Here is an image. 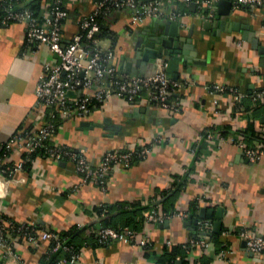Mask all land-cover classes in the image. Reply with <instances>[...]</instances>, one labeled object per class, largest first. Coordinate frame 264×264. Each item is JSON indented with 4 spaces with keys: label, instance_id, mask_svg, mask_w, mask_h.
Listing matches in <instances>:
<instances>
[{
    "label": "crops",
    "instance_id": "1",
    "mask_svg": "<svg viewBox=\"0 0 264 264\" xmlns=\"http://www.w3.org/2000/svg\"><path fill=\"white\" fill-rule=\"evenodd\" d=\"M94 1L62 0L67 11L64 42L78 31L80 19L93 10ZM191 3L194 11L190 10ZM49 4H43L40 15L47 12ZM163 6L175 16L147 17L132 23L129 9H110L99 19L98 37L100 46L113 52L110 62L120 74L146 76L152 68L137 59L135 39L147 42L163 33L166 20L175 21L178 37L190 39L188 43L179 40L177 52L166 54L167 75L176 84L169 99L178 104L177 111L152 108L142 93L133 103L113 96L95 104L84 118L63 117L58 109L41 105L35 95L40 75L57 62V56L46 43L26 40V22L0 26V143L21 129L32 131L46 124L52 110L56 128L50 142L82 152L93 165L109 151L143 144L150 149L144 159L125 168L114 167L105 190L91 183L80 184L72 162H54L36 155L27 169L14 176L23 177L24 182L5 183L0 179L1 188L7 189L0 197V217L6 223L31 228L35 235L44 229L66 234L76 228L77 240L84 242L75 264H157L164 248L175 245L184 249L174 264H264V253L249 252L240 236L241 232L264 236V158L248 161L231 140L247 146L261 145L257 138L248 134L243 138L238 131L251 122L254 131L264 134V110L244 109L252 103V91L264 88V64L260 65L261 56L251 47L255 38L264 46V4L238 8L231 4L230 14L220 15L216 21L217 0L211 7L194 0H163ZM216 84L242 97L235 100L231 94L215 93L211 87ZM224 126L229 129L223 141H203L207 127ZM20 158L21 151L14 149L6 163L14 164ZM184 173L189 174L174 197L178 213L164 216L160 204L173 195L171 188ZM194 200L199 206L196 212L201 207L212 210V218H206L212 224L215 215H220V233H213L211 227L208 235L202 234L207 237L205 248L189 243L197 229L193 222L186 223ZM153 202L159 205L161 221L144 220V210L131 214L138 233L147 238L152 249L117 240L101 243L91 237L102 223L95 208H106L107 216L114 221L125 218V214H119L123 207L136 205L137 210ZM212 235L219 237L218 243L211 241ZM11 241L19 261L4 259L0 248V264H42L49 248L46 241H29L24 236ZM221 247L227 250L224 257L219 255Z\"/></svg>",
    "mask_w": 264,
    "mask_h": 264
},
{
    "label": "built area",
    "instance_id": "2",
    "mask_svg": "<svg viewBox=\"0 0 264 264\" xmlns=\"http://www.w3.org/2000/svg\"><path fill=\"white\" fill-rule=\"evenodd\" d=\"M25 0H0V26L11 23L26 22V40L44 42L57 56V62L48 65L40 75L35 95L37 101L48 108H56L63 117L84 118L88 116L95 104H100L115 96L129 103L135 102L143 93L147 103L154 109L178 110V104L169 99L170 90L176 86L172 83L166 72V62L163 58L156 59L157 68L152 75L129 76L120 74L111 64L113 52L104 50L99 43L100 17L113 8H127L131 12L132 23L143 21L147 17H174L175 14L164 10L163 0H95L93 10L83 16L78 24V31L70 41L64 42L62 38L63 21L67 11L61 0L50 1L48 10L40 18L32 15L27 8L17 9L15 3ZM190 2L191 0H184ZM197 4L212 6L213 0H194ZM264 0H233L235 8L240 6L256 7L263 5ZM211 15V13H210ZM211 90L215 93H228L235 100L242 97L231 88L223 85H213ZM73 93L72 96L69 93ZM253 101L264 100V88L255 89L251 93ZM216 103V101H215ZM55 113L51 110L50 118L46 124L35 130L21 129L7 141L0 143V179L5 183L9 181L24 182V178L15 179L16 173L23 171L25 164L32 163V155H45L54 162L67 160L73 163L76 172L80 175V184L91 183L105 190L107 179L114 167H128L135 158L142 160L149 153V145L132 146L123 150L107 152L96 165L91 164L82 152L71 148L54 145L50 138L55 131ZM206 139L210 142L223 141L225 138L219 131H207ZM242 150L248 161L255 162L264 158V146H247L241 141L231 139ZM18 149L21 158L14 164H7L8 154ZM77 186H75V189ZM7 192L6 187L0 186V197ZM178 213V212H177ZM175 213V214H177ZM173 214V215H175ZM180 214V213H179ZM186 217V214H181ZM148 222H157L163 215L157 211V206L150 208L145 214ZM212 223L207 219H199L196 228L202 235L211 230ZM24 228V229H23ZM22 235L29 241L42 240L54 242L52 252L62 249L70 252L68 246L63 245V240L52 229H44L38 235L31 228L15 225L11 221L4 222L0 217V248L3 258L18 263L17 255L11 235ZM95 235L101 243L117 240L130 243L142 248L152 249L153 245L130 227L113 228L99 226ZM240 236L245 241L246 249L251 253H264V236L249 235L241 232ZM190 244L207 247L205 237L192 238ZM169 245L170 242L166 241ZM226 249L220 250L219 255L224 257ZM79 258L78 253L69 254L68 259L62 256L59 264L69 262L75 264Z\"/></svg>",
    "mask_w": 264,
    "mask_h": 264
},
{
    "label": "trees",
    "instance_id": "3",
    "mask_svg": "<svg viewBox=\"0 0 264 264\" xmlns=\"http://www.w3.org/2000/svg\"><path fill=\"white\" fill-rule=\"evenodd\" d=\"M46 1H52V0H25V2L23 1H19L17 3H15V8L17 9H23V8H27L29 11H31L32 15L36 18H40V11L41 8L43 6V4ZM62 1V0H61ZM3 12H1L0 10V15H2ZM101 35H103V33H101ZM250 100H251V105L250 107L248 105L245 106V111H249L252 110V112L258 110V109H262L264 110V100H259V101H253L250 95ZM235 110V109H234ZM225 127V128H224ZM221 129H213L212 127H207L203 133H202V139L203 141L207 140L206 139V132L207 131H219L225 138L229 127L228 126H224ZM241 135L243 134V138L245 134L250 135L251 137H255L257 138L260 142H258L259 144H261L262 146H264V134L259 133L254 131V127H253V123H249V125H247L244 129L238 130ZM198 155V154H197ZM196 155V156H197ZM32 157H36V155H32ZM135 160H139L137 158H135L134 160L131 161V163ZM30 163L25 164V169H27V167H29ZM131 165V164H130ZM190 172V170H189ZM189 173H184L182 174L181 178L180 176H178L177 179H181L179 182H175V185L173 186V188H171V191L173 192L172 196L169 197L168 199L165 200V202L161 203V212L163 213L164 216H173V214L177 213V210L175 209V204H174V197L176 196V193L178 192V190H180L181 185L184 183L185 177L188 176ZM159 205H156L154 202L151 203L150 205L146 206V207H140L136 210V205H129L126 206L125 208L123 207V210L119 213L121 214H125L126 216H124L125 218L121 219H115L114 221L112 220V217H108L107 216V209L104 207H99V208H95L94 212L95 214H97L102 223L101 226H107V227H113V228H123V227H130L133 230L138 232V227L136 226L137 221L135 220V218L132 215H135L137 212L143 211V219L145 220V213H147V211L152 208ZM199 208L197 202L194 200L190 203L189 208H188V213L190 214H194L197 209ZM132 214V215H131ZM131 215V216H130ZM130 216V217H129ZM121 217V216H120ZM141 221V219H140ZM54 231V230H53ZM77 229L73 228L71 231H69L66 234H58V236L63 240V245L68 246L70 249V252H66L63 251L62 249H58L54 252L51 251L50 248H52L54 246V242L50 243V248H48V250L45 252V254L42 256V264H59V259L64 256V258L68 259L69 254L72 253H78L80 251V249L83 246V242L84 241H78L77 240V235H76ZM17 235H11V239L15 238ZM22 236V235H20ZM91 237H93L94 240H98L95 233H93L91 235ZM200 237H205L200 235L199 231L196 229V236H194L193 238L197 239ZM17 238V237H16ZM207 239V237H205ZM211 241H214L215 243H218V239L219 237L217 235H212L210 237ZM22 240V239H20ZM192 245V244H190ZM225 247H221L219 248L218 251L223 250ZM149 250L150 248H145V250ZM183 246L182 245H175L172 246L170 248H164L163 250V254H161L158 257V261L157 264H174L175 258L177 255L182 254L183 251Z\"/></svg>",
    "mask_w": 264,
    "mask_h": 264
},
{
    "label": "water",
    "instance_id": "4",
    "mask_svg": "<svg viewBox=\"0 0 264 264\" xmlns=\"http://www.w3.org/2000/svg\"><path fill=\"white\" fill-rule=\"evenodd\" d=\"M233 0H217V8H218V14L215 16V21L219 20L220 15H229L230 14V7L232 4ZM194 4H190V10L194 11ZM229 8L227 10H221L222 8ZM208 10V9H207ZM207 24V23H206ZM214 24V22H213ZM176 26V28H174ZM179 31V26L178 24H175V21L171 20H166L165 22V30L163 31L162 34L151 36L147 42L142 43L141 39L137 37L134 41V46L133 48L137 52V59L142 61V65H147L151 66L152 72L149 73L148 75H152L156 68V59L158 58H163L166 60V72H167V67H168V60L166 59V54H172L177 52V43L178 41L182 42H190V39L187 38H182L178 37V32ZM99 36V33L97 34ZM188 36H191V32L188 33ZM251 47L258 52V54L261 56L260 57V65L264 64V46L259 43V41L255 38L251 40ZM168 51L167 53L165 52ZM184 53V51H183ZM134 76V75H131ZM137 76V75H136ZM73 93H69L70 96H72ZM262 121L264 122V117H262ZM105 123L108 122V120L104 121ZM88 125V124H87ZM221 210H217V212H220ZM196 217L191 220L192 215H189V219L186 222L187 224H190L193 222V224H196L199 218H212V210H209L205 207H201L198 212L195 213ZM216 220L213 221L212 224V232L219 234L220 229H221V222L219 220L220 215L216 214L215 215ZM203 235H208V233H204ZM178 264L179 261H177Z\"/></svg>",
    "mask_w": 264,
    "mask_h": 264
}]
</instances>
